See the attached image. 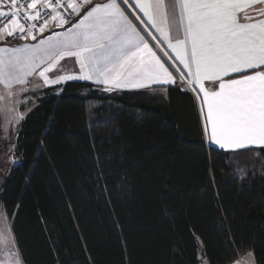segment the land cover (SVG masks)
Masks as SVG:
<instances>
[{"label": "trees", "instance_id": "1", "mask_svg": "<svg viewBox=\"0 0 264 264\" xmlns=\"http://www.w3.org/2000/svg\"><path fill=\"white\" fill-rule=\"evenodd\" d=\"M166 89L39 93L0 187L24 264H264V148L207 145L194 94Z\"/></svg>", "mask_w": 264, "mask_h": 264}, {"label": "snow or ice", "instance_id": "2", "mask_svg": "<svg viewBox=\"0 0 264 264\" xmlns=\"http://www.w3.org/2000/svg\"><path fill=\"white\" fill-rule=\"evenodd\" d=\"M45 32L38 44H19ZM0 43L10 45L0 47L5 89L93 79L109 90L187 84L206 106L214 144L264 148V0H0ZM66 57L78 73L61 66Z\"/></svg>", "mask_w": 264, "mask_h": 264}, {"label": "rangeland", "instance_id": "3", "mask_svg": "<svg viewBox=\"0 0 264 264\" xmlns=\"http://www.w3.org/2000/svg\"><path fill=\"white\" fill-rule=\"evenodd\" d=\"M185 89H190L185 84ZM21 86L11 90L0 86V187L19 160L14 155L16 138L22 120L37 104L39 91H21ZM166 93V91H160ZM23 117V118H21ZM0 264H24L11 229L10 220L0 204ZM235 264H255L253 255H245Z\"/></svg>", "mask_w": 264, "mask_h": 264}, {"label": "crops", "instance_id": "4", "mask_svg": "<svg viewBox=\"0 0 264 264\" xmlns=\"http://www.w3.org/2000/svg\"><path fill=\"white\" fill-rule=\"evenodd\" d=\"M56 31H64V28H57ZM49 35V33L45 32L42 36H47ZM42 36L40 38H42ZM39 38V39H40ZM11 39V38H10ZM39 39H37L36 41H27V42H19V44H24V43H30V44H38ZM15 43V42H13ZM151 43V41H150ZM10 45H5L3 43H0V47H9ZM19 46V45H17ZM167 50V49H166ZM170 52V50H167ZM171 55H174L173 53L170 52ZM0 55H3L2 53H0ZM157 55L160 56L161 60H164L167 66L168 61L166 60V58L159 52L157 51ZM61 66H63L65 68V71L68 74H74V73H78L79 72V64L78 62H76V59L74 57H66L65 60H62L60 62ZM177 67L181 69V71H183L182 67L179 66L177 64ZM170 71H172V69H169ZM49 75L51 76L52 74L49 73ZM173 75H177L176 72H173ZM31 81H35L36 83H41L42 84V79H39L37 77H31L29 78ZM73 81V80H71ZM76 81H87V82H91L94 85L100 87L103 91H105L106 93L109 94H115V93H120L122 91H167L166 87H168L169 85L166 84H162V83H149L147 87L145 88H133V87H125V88H112L111 90H109L111 88V85L109 84H100L97 83L94 79L93 80H76ZM179 83V81H177ZM65 82H62L60 84H63ZM60 84H56V85H48V86H44V87H36L34 83H29L26 86H21V87H26L29 88L30 91H32L33 89L36 91H43L45 88L48 87H54ZM187 85V84H186ZM0 86L4 87L2 84H0ZM20 85H14L13 87H17ZM190 87L189 91H191L196 100H197V106H198V110H199V114H200V120H201V126L204 132V136H205V140L207 145H211L215 148L221 149V150H225V151H233V150H228V149H222L220 148L218 145L214 144L210 139H209V135H210V125L207 126V130H206V124L207 121L205 119V112H206V106L203 105V101L200 99V96H198L195 92L192 91V86L187 85ZM253 147H259V146H253ZM235 264V263H234Z\"/></svg>", "mask_w": 264, "mask_h": 264}, {"label": "built area", "instance_id": "5", "mask_svg": "<svg viewBox=\"0 0 264 264\" xmlns=\"http://www.w3.org/2000/svg\"><path fill=\"white\" fill-rule=\"evenodd\" d=\"M44 34V33H43ZM43 34H38L37 39H39ZM28 41H32V40H28ZM20 42H27V41H20Z\"/></svg>", "mask_w": 264, "mask_h": 264}, {"label": "bare ground", "instance_id": "6", "mask_svg": "<svg viewBox=\"0 0 264 264\" xmlns=\"http://www.w3.org/2000/svg\"><path fill=\"white\" fill-rule=\"evenodd\" d=\"M238 259H240V258H238Z\"/></svg>", "mask_w": 264, "mask_h": 264}]
</instances>
